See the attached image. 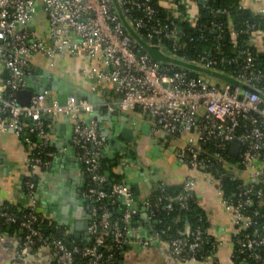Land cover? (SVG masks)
Returning a JSON list of instances; mask_svg holds the SVG:
<instances>
[{"label":"built area","instance_id":"obj_1","mask_svg":"<svg viewBox=\"0 0 264 264\" xmlns=\"http://www.w3.org/2000/svg\"><path fill=\"white\" fill-rule=\"evenodd\" d=\"M203 1L43 0L46 27L40 29L32 22L35 0H0V130L13 131L25 146L24 187L29 201L28 212L21 216L0 211L3 226L20 227L15 260L40 249L52 252L55 264H77L78 259L84 264H117V255L126 246H150L135 225L136 211L112 221L107 205L98 206L109 200L113 208L119 203L129 207L135 199L125 183L105 189L108 179L101 172L99 156L105 138L94 123L88 125L83 119L92 113V105L75 96L61 100L49 91L34 96L28 107L18 105L17 93L28 89V78L37 72L33 66L37 58H45L54 67L62 57L81 56L90 62V67L82 69L83 75L99 86L110 84L120 95L116 105L121 111H141L149 117L152 137L174 139L172 147L189 174L182 193L169 198L166 209L178 203L188 210L189 201L197 199L198 178L206 177L216 190L218 205L232 216L231 259L264 264V224L256 221L264 220V213L256 210L250 215L255 206L264 207V68L257 64L258 54H264V30L247 23L239 31L229 9L213 6V0H206L205 5ZM155 4L166 11L164 20L156 19L160 11ZM202 14L211 19L202 28L217 41L230 38L237 56L233 63L241 60V67L227 69L211 53L195 61L179 55L185 37L181 24L197 29ZM258 15L264 16V9ZM242 35H248L251 47L240 46ZM166 38L174 44L171 49L164 45ZM257 39L262 40V47ZM150 48L160 49L168 62L154 61ZM62 115L73 124L76 157L89 179L85 197L91 207L93 241L83 247L69 245L53 234L45 236L40 226L45 218L36 199V181L44 178L53 158L46 151L50 132L45 119ZM235 141L241 144L237 157L230 154ZM227 178L237 182L236 192L230 195L223 186ZM150 207L147 200L144 208L149 221ZM62 232L70 236L66 229ZM4 235L0 229V238ZM156 237L157 244L168 246L173 258L183 263L195 259L208 245L205 260L214 261L220 246L209 228L186 226L169 243Z\"/></svg>","mask_w":264,"mask_h":264},{"label":"crops","instance_id":"obj_2","mask_svg":"<svg viewBox=\"0 0 264 264\" xmlns=\"http://www.w3.org/2000/svg\"><path fill=\"white\" fill-rule=\"evenodd\" d=\"M239 4L243 9L255 14H258L260 8L264 9V0H240ZM45 27V21L39 23L40 29ZM255 41L262 47V40L257 39ZM48 64L49 63L45 58H37L33 65L34 70L38 71L39 69H47L46 66ZM57 65V72L54 74L52 72V74L59 79H64L72 83L77 91L84 90L91 93L99 100L104 101L107 107L116 106V103L120 100V95L110 84L99 86L93 79L83 75L82 69L90 67V62L84 60L81 56L62 57L58 60ZM61 100L64 99L62 98ZM108 109L109 107L107 110ZM129 114L132 117L137 118L139 124L149 125L148 115L141 111L136 110ZM89 118V115L83 117L86 122ZM66 119L69 118L64 115L57 118L45 119L49 127V132L54 129L56 125L65 123ZM65 125V130L58 132V135H64L69 132L68 124L66 123ZM69 125H73L71 121H69ZM55 138V135L50 133L49 142L55 140ZM155 139V147H157V149H164V151L160 150L157 152V156L153 155L151 153L152 147L149 145L150 138L141 135L140 147L135 156L142 161L145 167H157V172L154 173V176L158 178V182H151V186H149L148 181L141 183L138 196L133 191L135 203L138 205L139 210V213L136 211L138 220L135 221V225L139 226L143 233L146 234L145 239L150 241V246L144 248L136 244H130L128 250L125 251L123 264H235L231 259V251L228 248V241L231 239L233 229L232 216L226 213L218 205L216 190L210 181L204 176L198 178V187L196 190L197 204L206 215L211 235L220 243L218 251L215 254V260L199 262L193 259L186 263L179 262L173 258L168 246L157 244V237L152 227L149 226L148 218L144 219L142 217L144 204L160 185H166L168 187L182 186L185 179L188 177L189 171L183 162L178 159L176 150L172 147L174 139L166 138L164 136H158L155 137ZM48 143L46 144L47 149L53 154L51 167L54 168L57 164L56 155L58 152L49 147ZM25 154V146L21 138L17 137L12 131L5 132L0 130V205L8 203L20 209L29 204L25 195L24 187ZM99 156L102 166H104L105 171H107L106 167L109 165L110 161L102 160V150H100ZM61 170L64 171L63 180L67 188L58 189L56 194L58 196L68 197L71 189L82 187V189H79L78 193L84 198L88 188L89 179L83 167H81L77 173L72 169L67 171L61 168ZM82 173H85L86 175L83 176ZM72 176L75 178L74 180ZM112 178L119 179L115 174H112ZM38 207L42 216L54 223L56 228L62 230L66 229L70 232L68 227H60L55 223L53 211H49L48 214H45L40 205ZM72 207L73 205L71 203H67L65 206V215L68 219L72 218L70 214H77L78 209L81 208V206L74 205V209L72 210ZM86 207L91 209L89 202H86L82 207L81 213L83 211L85 212ZM128 208L129 207L125 203H119L113 208V211L118 219H122L123 215L129 211ZM9 230L7 234L0 238V264H55L54 254L50 251L40 249H36L28 257L15 260V253L20 248V241L18 233H9ZM74 240L77 241L76 239ZM129 240L133 241L134 237H130ZM78 242L87 244L85 241Z\"/></svg>","mask_w":264,"mask_h":264},{"label":"water","instance_id":"obj_3","mask_svg":"<svg viewBox=\"0 0 264 264\" xmlns=\"http://www.w3.org/2000/svg\"><path fill=\"white\" fill-rule=\"evenodd\" d=\"M217 0H213L216 3ZM206 4V0L203 1V5ZM209 18V15L206 16ZM34 28H32V31ZM28 89L17 93L18 105L28 107L34 96L43 94L45 91L53 93L57 98H65L75 96L77 100H84L92 105L93 110L90 114V118L87 124L90 125L93 122L98 126V131L102 137L105 138V143L101 146L102 160L110 161L106 167V177L110 181L112 174H115L122 183H125L127 187L139 195L140 184L144 181L158 182V178L154 176L157 172V167L153 166L147 168L143 165L142 161L137 158L136 153L140 147V136L150 138L149 145L152 147L151 153L155 156L158 155V151H164V149H157L155 147V137L150 135V126L146 124H139L138 119L132 117L129 113L121 111L118 105L107 106L104 101L99 100L91 93L84 90L77 91L75 86L67 80L59 79L49 69H39L33 75L28 78ZM107 110V111H106ZM106 111V112H105ZM69 119L65 120V123L58 124L54 129L50 131L52 135H55V140L50 141L48 146L56 150L57 164L54 168H50L43 179L37 180V196L36 199L40 207L44 210L45 214L49 211L54 213V221L60 227H68L70 236L77 241H85L90 243L93 241L89 233V227L92 220L91 209L86 207L85 212L81 213L82 207L88 200L81 197L78 193L82 187L71 189L68 197L58 196L57 190L60 188H67L64 184V171L61 168L69 171L72 169L77 173L82 167V164L76 157L75 147L72 142L73 137V125H69ZM69 126V132L67 134L58 135V132L64 131L65 124ZM13 132V131H12ZM106 145V146H105ZM241 149V144L238 141L233 142L230 154L233 157H237ZM150 156V155H147ZM102 167V163H100ZM135 167V168H133ZM85 176V173H82ZM73 180L75 179L72 176ZM64 195V194H63ZM124 199V198H122ZM67 203H71L74 209V205L81 206L78 209L77 214H70L71 219H68L65 215V206ZM129 211H137L138 205L133 203L128 208ZM142 217L147 219V210L143 209ZM146 237V234L142 233ZM148 240V239H147ZM125 257V251L121 254L119 264H123Z\"/></svg>","mask_w":264,"mask_h":264},{"label":"trees","instance_id":"obj_4","mask_svg":"<svg viewBox=\"0 0 264 264\" xmlns=\"http://www.w3.org/2000/svg\"><path fill=\"white\" fill-rule=\"evenodd\" d=\"M240 0H217L216 3H213V6H221L229 9L233 15V25L234 27L239 30H245L246 24L255 25L258 29L264 30V16L252 13L248 10L243 9L240 4ZM157 10H159V14L156 16V19L164 20L166 18V11L161 9L160 7L156 6ZM211 22L210 18H207L204 14H202V18L199 22V27L197 29L190 28L187 23H182L181 26L185 31V37L182 39L183 47L179 50V55L186 57L188 60L195 61L199 59L201 56L207 53H211L215 61H217L220 65L224 66L227 69L235 70L241 67V60L238 59L240 65L233 63L237 60V56L234 54L236 48L234 44L231 42L230 38H226L223 41H217L215 35L208 33L206 29L202 27L206 26ZM217 23H223L224 21L219 20L216 21ZM164 45L166 48L171 49L174 44L170 39H164ZM219 45V49L217 48ZM240 46L242 47H251L249 44L248 35H242L240 37ZM148 52L151 58L159 63L168 62V60L164 57L163 52L158 48H150ZM258 61L257 64L260 68H264V54H258L257 56ZM225 61L231 62L225 63ZM62 99V98H61ZM45 125L48 126L47 122ZM36 140V139H35ZM37 141V140H36ZM46 151L49 150L46 148ZM101 172L106 176V171L104 166L101 167ZM108 179V178H107ZM25 182V181H24ZM121 183L119 179H113L111 176L110 181L108 180V184L105 185V189H109L112 184ZM89 185V181H88ZM223 186L226 192L230 195L236 192L237 182L233 179L227 178L223 181ZM183 191V187H168L166 185H160L157 190L153 192V194L148 199L150 204L149 216L151 221H149V226L152 227L154 233L164 242L169 243L172 240L178 239L180 233L185 229L186 226H190L192 230L202 229L205 230L209 228L207 223V218L205 213L199 208L197 204V199L194 197L188 203L189 209L185 210L182 209L178 203L172 204V209H166L168 205L169 198H174L179 196ZM107 205L111 212L112 221H121L116 217L113 206H110L109 200L100 203L98 206ZM18 210H23L22 213H19ZM258 210L260 213H264L263 208H257L256 206L250 210V215L254 214V212ZM0 211L2 212H9L11 214L21 216L28 212L27 206L24 208H18L14 205H10L5 203L0 205ZM138 220V217L135 218L134 221ZM256 221L259 224H264V220L262 218H256ZM3 220L0 219V229L4 234L8 233H19L20 227L19 225H12L3 226ZM41 229L45 236H49L51 234L55 235L57 238L64 239L66 243L69 245H78L80 247L85 246V244L75 241L72 236L65 237L62 229L58 230L54 223L51 221L44 219L41 224ZM123 228H128L129 225L121 224ZM212 243L214 240H210ZM128 246L124 248V251L128 250ZM36 250V249H35ZM123 251V252H124ZM210 252V246H206L203 253H198L194 260L199 262L205 261V256ZM122 253L117 255V260L120 261ZM83 259H78L76 261L77 264H84ZM236 264L242 263V259H235ZM119 264V263H117Z\"/></svg>","mask_w":264,"mask_h":264},{"label":"rangeland","instance_id":"obj_5","mask_svg":"<svg viewBox=\"0 0 264 264\" xmlns=\"http://www.w3.org/2000/svg\"><path fill=\"white\" fill-rule=\"evenodd\" d=\"M35 3H36V13L33 15V24L34 25H39L40 22H43L44 21V12H43V0H35ZM47 69H49L51 72H53V74L55 72H57V69H58V65L56 64V66L54 67H51L50 64H48L46 66ZM193 69L195 70H198V71H203V69L199 68V67H192Z\"/></svg>","mask_w":264,"mask_h":264}]
</instances>
